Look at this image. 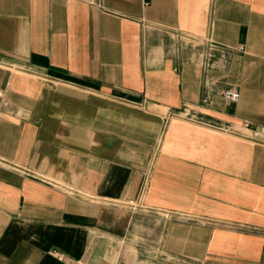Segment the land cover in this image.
<instances>
[{
  "label": "crops",
  "instance_id": "obj_1",
  "mask_svg": "<svg viewBox=\"0 0 264 264\" xmlns=\"http://www.w3.org/2000/svg\"><path fill=\"white\" fill-rule=\"evenodd\" d=\"M0 264H264V0H0Z\"/></svg>",
  "mask_w": 264,
  "mask_h": 264
},
{
  "label": "built area",
  "instance_id": "obj_2",
  "mask_svg": "<svg viewBox=\"0 0 264 264\" xmlns=\"http://www.w3.org/2000/svg\"><path fill=\"white\" fill-rule=\"evenodd\" d=\"M242 48L243 47L241 45L238 49L242 50ZM222 96L226 101L237 102L239 100L240 93L236 88H227V90L222 93ZM248 123L249 121H244V124L247 125Z\"/></svg>",
  "mask_w": 264,
  "mask_h": 264
}]
</instances>
